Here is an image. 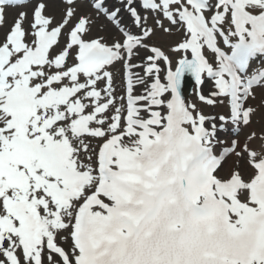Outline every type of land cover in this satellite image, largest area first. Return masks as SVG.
<instances>
[{
  "label": "snow or ice",
  "instance_id": "6c2138e0",
  "mask_svg": "<svg viewBox=\"0 0 264 264\" xmlns=\"http://www.w3.org/2000/svg\"><path fill=\"white\" fill-rule=\"evenodd\" d=\"M0 264H264V0H0Z\"/></svg>",
  "mask_w": 264,
  "mask_h": 264
},
{
  "label": "rangeland",
  "instance_id": "374dc122",
  "mask_svg": "<svg viewBox=\"0 0 264 264\" xmlns=\"http://www.w3.org/2000/svg\"><path fill=\"white\" fill-rule=\"evenodd\" d=\"M217 111V110H216Z\"/></svg>",
  "mask_w": 264,
  "mask_h": 264
}]
</instances>
